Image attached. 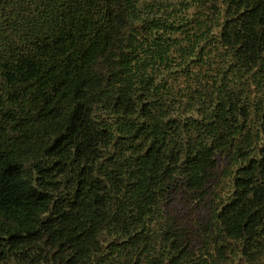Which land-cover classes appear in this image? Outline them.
Here are the masks:
<instances>
[{"label": "trees", "instance_id": "obj_1", "mask_svg": "<svg viewBox=\"0 0 264 264\" xmlns=\"http://www.w3.org/2000/svg\"><path fill=\"white\" fill-rule=\"evenodd\" d=\"M0 264H264V0H0Z\"/></svg>", "mask_w": 264, "mask_h": 264}, {"label": "rangeland", "instance_id": "obj_2", "mask_svg": "<svg viewBox=\"0 0 264 264\" xmlns=\"http://www.w3.org/2000/svg\"><path fill=\"white\" fill-rule=\"evenodd\" d=\"M260 151V150H259Z\"/></svg>", "mask_w": 264, "mask_h": 264}]
</instances>
